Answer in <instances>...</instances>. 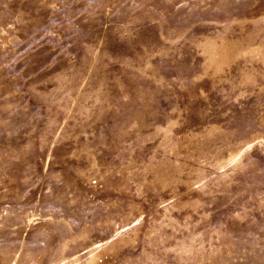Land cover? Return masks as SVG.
Wrapping results in <instances>:
<instances>
[{
  "label": "rangeland",
  "instance_id": "rangeland-1",
  "mask_svg": "<svg viewBox=\"0 0 264 264\" xmlns=\"http://www.w3.org/2000/svg\"><path fill=\"white\" fill-rule=\"evenodd\" d=\"M0 264H264V0H0Z\"/></svg>",
  "mask_w": 264,
  "mask_h": 264
}]
</instances>
